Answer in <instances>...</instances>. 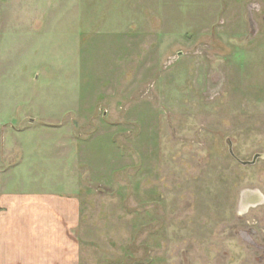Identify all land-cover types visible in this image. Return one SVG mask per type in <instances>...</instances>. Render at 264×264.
<instances>
[{
	"label": "rangeland",
	"instance_id": "rangeland-1",
	"mask_svg": "<svg viewBox=\"0 0 264 264\" xmlns=\"http://www.w3.org/2000/svg\"><path fill=\"white\" fill-rule=\"evenodd\" d=\"M256 155L264 0H0V187L76 199L77 264H264Z\"/></svg>",
	"mask_w": 264,
	"mask_h": 264
},
{
	"label": "crops",
	"instance_id": "crops-1",
	"mask_svg": "<svg viewBox=\"0 0 264 264\" xmlns=\"http://www.w3.org/2000/svg\"><path fill=\"white\" fill-rule=\"evenodd\" d=\"M16 191L0 187V264H77L69 234L78 201L43 189Z\"/></svg>",
	"mask_w": 264,
	"mask_h": 264
},
{
	"label": "bare ground",
	"instance_id": "bare-ground-1",
	"mask_svg": "<svg viewBox=\"0 0 264 264\" xmlns=\"http://www.w3.org/2000/svg\"><path fill=\"white\" fill-rule=\"evenodd\" d=\"M245 195V194H244ZM248 196V195H247ZM248 199V198H247ZM250 200H248L247 202H244L243 204H244V207H249V205H252V206H257L258 204H259V201L257 200V198H256V196L255 195H253V197H252V195H250V198H249ZM257 200V201H256ZM256 203H257V205H256ZM242 204V205H243ZM255 204V205H254ZM244 209V208H243Z\"/></svg>",
	"mask_w": 264,
	"mask_h": 264
},
{
	"label": "water",
	"instance_id": "water-1",
	"mask_svg": "<svg viewBox=\"0 0 264 264\" xmlns=\"http://www.w3.org/2000/svg\"><path fill=\"white\" fill-rule=\"evenodd\" d=\"M227 144H228V148H229V155H231V156L233 157L232 151H231V149H230V145H229V143H227ZM261 158H264V157H262L261 155H256V156L254 157V159H253V162H251V163H246V164H243V165H244V166H247V165H253L257 159H261ZM257 200H258V201L260 200V198H259L258 196H257ZM257 200H256V201H257ZM259 202H260V201H259Z\"/></svg>",
	"mask_w": 264,
	"mask_h": 264
}]
</instances>
